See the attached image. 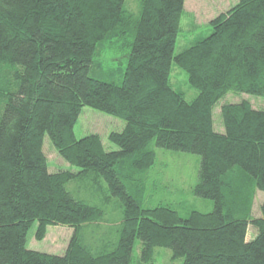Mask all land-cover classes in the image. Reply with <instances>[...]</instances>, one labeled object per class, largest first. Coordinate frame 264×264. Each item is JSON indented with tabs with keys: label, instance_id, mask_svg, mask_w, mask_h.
I'll list each match as a JSON object with an SVG mask.
<instances>
[{
	"label": "trees",
	"instance_id": "1",
	"mask_svg": "<svg viewBox=\"0 0 264 264\" xmlns=\"http://www.w3.org/2000/svg\"><path fill=\"white\" fill-rule=\"evenodd\" d=\"M184 2L0 0V264H129L135 238L143 261L162 246L181 264H264V198L260 216L234 213L249 212L255 191L264 192V108L222 103V131L213 120L227 92L264 95V0H238L174 55ZM122 41L124 67L102 77L95 55ZM172 61L197 90L189 101L170 83ZM83 106L125 120L109 133L118 149L105 150L97 134L75 137ZM44 134L77 172L48 171ZM151 140L200 156L192 191L212 210L181 217L141 207L126 181L153 164ZM82 176L103 178L123 204L117 241L96 252L78 231L103 211L65 187ZM35 222L38 240L49 225L73 228L62 254L27 248ZM249 224L256 234L247 240Z\"/></svg>",
	"mask_w": 264,
	"mask_h": 264
},
{
	"label": "rangeland",
	"instance_id": "2",
	"mask_svg": "<svg viewBox=\"0 0 264 264\" xmlns=\"http://www.w3.org/2000/svg\"><path fill=\"white\" fill-rule=\"evenodd\" d=\"M237 2L238 0H185L180 21L181 30L175 41L173 54L179 53L197 39L207 36L210 32L209 20ZM129 6L134 8V3L129 2ZM124 44L125 42L122 41V44L115 43L111 46L105 44L99 48L95 60L100 62L97 72L102 77L120 65L124 67L125 54L128 51ZM169 80L175 89L183 93L186 100L189 101L196 96L197 90L190 86L186 73L174 61L170 65ZM243 99L249 101L254 108H264V95L227 92L213 107L214 129L216 131L223 130L219 113L220 105ZM124 125L125 120L118 116L90 106H83L73 126V132L76 138L88 134H97L103 148L110 151L118 149V146L109 139V133L120 132ZM150 147L155 153L153 164L137 173V181H126L128 192L139 202L141 207L168 206L176 210L181 217H187L193 210L199 212L212 210V200L196 196L192 191L197 181L200 156L195 153L156 146L153 140L150 142ZM42 151L47 158L49 172L58 170L78 171L76 166L70 165L59 155L47 134L43 135ZM65 187L76 198L96 205L103 211L100 219L85 223L80 227L78 236L82 243L93 252L110 242L114 244L120 234L123 204L119 197L109 193L104 179L98 177L94 180L93 177L82 176L67 181ZM263 198L264 192L257 189L250 203V211L235 209V215L240 217L247 213L250 217L260 216V205ZM35 227L36 222L27 231V248L59 255L64 252L73 231L72 227L49 225L46 237L41 240L34 236ZM255 234L256 228L249 224L246 239H251ZM181 263V257L172 259L170 249L162 246H156L153 257L148 261H143L140 257V241L135 238L129 264Z\"/></svg>",
	"mask_w": 264,
	"mask_h": 264
},
{
	"label": "crops",
	"instance_id": "3",
	"mask_svg": "<svg viewBox=\"0 0 264 264\" xmlns=\"http://www.w3.org/2000/svg\"><path fill=\"white\" fill-rule=\"evenodd\" d=\"M47 229H48V228H47ZM47 231H48V230H47ZM47 231H46V235H47V233H48ZM46 235H45V237H46Z\"/></svg>",
	"mask_w": 264,
	"mask_h": 264
}]
</instances>
